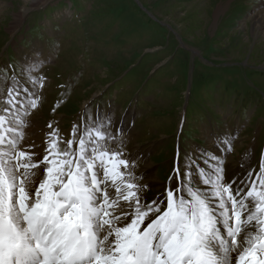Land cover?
I'll return each mask as SVG.
<instances>
[{"label": "rangeland", "instance_id": "374dc122", "mask_svg": "<svg viewBox=\"0 0 264 264\" xmlns=\"http://www.w3.org/2000/svg\"><path fill=\"white\" fill-rule=\"evenodd\" d=\"M261 9L262 0H0V114L17 86L37 93L17 127L25 140L38 133L34 151L50 122L69 138L85 110L110 117L108 146L130 158L145 203L163 199L185 153L225 154L224 139L228 168L259 170ZM148 163L152 184L139 173Z\"/></svg>", "mask_w": 264, "mask_h": 264}, {"label": "snow or ice", "instance_id": "6c2138e0", "mask_svg": "<svg viewBox=\"0 0 264 264\" xmlns=\"http://www.w3.org/2000/svg\"><path fill=\"white\" fill-rule=\"evenodd\" d=\"M22 106L38 107L28 84L0 114V264H264V157L229 179L230 139L225 154L185 153L145 203L130 158L108 146L110 117L85 110L69 138L50 122L40 153L17 131Z\"/></svg>", "mask_w": 264, "mask_h": 264}, {"label": "bare ground", "instance_id": "6f19581e", "mask_svg": "<svg viewBox=\"0 0 264 264\" xmlns=\"http://www.w3.org/2000/svg\"><path fill=\"white\" fill-rule=\"evenodd\" d=\"M252 18L254 19L255 21V25H256V29H261L263 26H264V0H262V9L254 16H252ZM261 27V28H259ZM27 102V101H26ZM24 108L21 110L19 109L18 111V114L16 115V123H17V127H21V126H24V122L25 120L23 119L25 116H24ZM25 125H26V122H25ZM33 127V126H32ZM33 129V128H32ZM32 129H29V132H30V136L28 137L27 140H25V142H34L36 144V141L39 140V137L37 136V132L36 131H33ZM24 146L26 147V143L24 144ZM212 147V146H211ZM220 146H215L214 147V151L217 152V151H220ZM36 150V148H33L32 151ZM37 152H40V153H43V150L39 149L37 150ZM222 154V153H221ZM42 158V157H41ZM246 160H244L242 163H245ZM247 167V166H246ZM246 167H243V170H241L242 173H239L241 175H238V171L235 170L232 171L231 169L232 168H228L226 166V169H227V177L229 179L233 178V177H237V176H244L246 175ZM248 168V167H247ZM237 171V172H236ZM230 172V173H229ZM140 174L143 175V177L145 179H147V181L150 182V184L153 183V177L151 175V166L150 164H146L140 171H139ZM232 173V174H231ZM244 173V174H243Z\"/></svg>", "mask_w": 264, "mask_h": 264}]
</instances>
